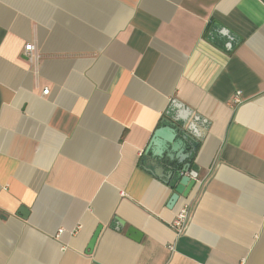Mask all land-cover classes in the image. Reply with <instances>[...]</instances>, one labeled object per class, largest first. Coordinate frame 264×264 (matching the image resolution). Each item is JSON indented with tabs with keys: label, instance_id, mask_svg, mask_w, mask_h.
Masks as SVG:
<instances>
[{
	"label": "crops",
	"instance_id": "1",
	"mask_svg": "<svg viewBox=\"0 0 264 264\" xmlns=\"http://www.w3.org/2000/svg\"><path fill=\"white\" fill-rule=\"evenodd\" d=\"M0 264H264V0H0Z\"/></svg>",
	"mask_w": 264,
	"mask_h": 264
},
{
	"label": "water",
	"instance_id": "2",
	"mask_svg": "<svg viewBox=\"0 0 264 264\" xmlns=\"http://www.w3.org/2000/svg\"><path fill=\"white\" fill-rule=\"evenodd\" d=\"M161 140H165V141L174 140V128L172 126L159 128L153 133V137L148 146V151L151 150L154 153V147H155L156 150H159L158 152H156V154L158 156H161L160 154V148L162 146ZM179 159L181 160L183 158L180 157ZM153 166H155V164ZM190 168H191L190 163H187L183 165L181 168L172 169V172H174V174H178L177 175L178 183L175 187L174 194L171 196V199L169 201V205H168L169 208H173L177 204L180 197H187V195L190 193V191L195 186L196 184L195 179L197 178V175L195 172L190 171ZM155 173L158 176H164L163 170L159 167L155 169ZM25 213H26V210L21 209V214L25 215ZM99 230H100V227L94 233L89 243V248H91L93 244L95 243Z\"/></svg>",
	"mask_w": 264,
	"mask_h": 264
},
{
	"label": "built area",
	"instance_id": "3",
	"mask_svg": "<svg viewBox=\"0 0 264 264\" xmlns=\"http://www.w3.org/2000/svg\"><path fill=\"white\" fill-rule=\"evenodd\" d=\"M33 45L31 44H27L24 47V50L26 53L31 54V52L33 51ZM49 93V89H44L43 91V95H47ZM140 156L142 155V152L139 153ZM197 182V178L195 179ZM182 199H184V197H180L178 202L181 201ZM177 202V203H178ZM190 215H191V204L190 202H188L187 200H182V202L180 203L176 214L174 216V219L171 223V228L175 231V233L179 236L182 235L189 223L190 220Z\"/></svg>",
	"mask_w": 264,
	"mask_h": 264
},
{
	"label": "trees",
	"instance_id": "4",
	"mask_svg": "<svg viewBox=\"0 0 264 264\" xmlns=\"http://www.w3.org/2000/svg\"><path fill=\"white\" fill-rule=\"evenodd\" d=\"M195 148V147H194ZM194 152V151H193ZM193 152H192V154H193ZM191 157H192V155H191ZM178 169V168H177ZM178 175V174H177Z\"/></svg>",
	"mask_w": 264,
	"mask_h": 264
}]
</instances>
